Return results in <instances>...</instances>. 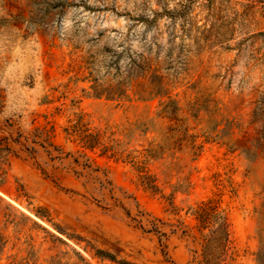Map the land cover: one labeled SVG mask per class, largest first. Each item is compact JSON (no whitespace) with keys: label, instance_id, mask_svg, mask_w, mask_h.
<instances>
[{"label":"rangeland","instance_id":"374dc122","mask_svg":"<svg viewBox=\"0 0 264 264\" xmlns=\"http://www.w3.org/2000/svg\"><path fill=\"white\" fill-rule=\"evenodd\" d=\"M224 218L264 264V0H0V264H197Z\"/></svg>","mask_w":264,"mask_h":264},{"label":"trees","instance_id":"16d2710c","mask_svg":"<svg viewBox=\"0 0 264 264\" xmlns=\"http://www.w3.org/2000/svg\"><path fill=\"white\" fill-rule=\"evenodd\" d=\"M214 209L208 205L200 207L195 211L196 219L199 222L200 228H207L213 222L215 216H213ZM217 228L211 231L210 236L205 239V244L201 253V260L197 261V264H225L226 247L228 243V224L224 218L217 222ZM97 255L101 258H110L111 256L104 252H97ZM130 264V263H125Z\"/></svg>","mask_w":264,"mask_h":264}]
</instances>
